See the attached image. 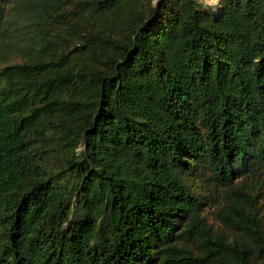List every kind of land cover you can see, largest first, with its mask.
Returning a JSON list of instances; mask_svg holds the SVG:
<instances>
[{"label":"trees","instance_id":"16d2710c","mask_svg":"<svg viewBox=\"0 0 264 264\" xmlns=\"http://www.w3.org/2000/svg\"><path fill=\"white\" fill-rule=\"evenodd\" d=\"M222 2L0 0V46L36 9L0 67V264H264V0Z\"/></svg>","mask_w":264,"mask_h":264},{"label":"rangeland","instance_id":"374dc122","mask_svg":"<svg viewBox=\"0 0 264 264\" xmlns=\"http://www.w3.org/2000/svg\"><path fill=\"white\" fill-rule=\"evenodd\" d=\"M23 18L19 15V20L15 19L16 24L12 26V31L5 40H3L0 46V67L9 65L12 63L21 62L23 60L22 53L23 47L29 44L31 36L34 34V22L36 18V9L34 5L28 8V12L23 11ZM31 19V20H30ZM19 21V22H18ZM32 25V26H31ZM55 26V30H57ZM264 172L261 177L252 178L250 189L254 190L256 194V203L258 208V215L262 219L263 230H264ZM250 182V181H249ZM200 180L198 179L197 182ZM216 209L213 205H207L203 211L204 216L209 224L215 231L223 232L226 235L232 236L233 230L225 227L222 221L216 216Z\"/></svg>","mask_w":264,"mask_h":264},{"label":"clouds","instance_id":"9594fccd","mask_svg":"<svg viewBox=\"0 0 264 264\" xmlns=\"http://www.w3.org/2000/svg\"><path fill=\"white\" fill-rule=\"evenodd\" d=\"M200 10L215 13L224 7L222 0H198Z\"/></svg>","mask_w":264,"mask_h":264}]
</instances>
